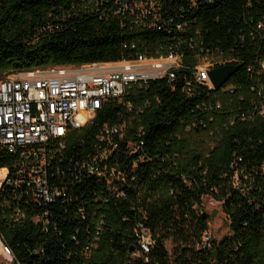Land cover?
I'll use <instances>...</instances> for the list:
<instances>
[{"label":"trees","instance_id":"trees-1","mask_svg":"<svg viewBox=\"0 0 264 264\" xmlns=\"http://www.w3.org/2000/svg\"><path fill=\"white\" fill-rule=\"evenodd\" d=\"M170 52L184 64L174 82L132 89L70 134L48 169L61 191L53 202L25 185L0 188L13 264H264V0H0V82ZM203 58L237 70L213 91L195 81ZM105 125L125 128L110 163L127 182L114 190L82 170ZM128 141H142L141 151L128 154ZM15 163L0 150V170L12 176ZM204 197L229 220L219 241L204 240ZM139 226L153 239L149 254Z\"/></svg>","mask_w":264,"mask_h":264},{"label":"built area","instance_id":"built-area-1","mask_svg":"<svg viewBox=\"0 0 264 264\" xmlns=\"http://www.w3.org/2000/svg\"><path fill=\"white\" fill-rule=\"evenodd\" d=\"M139 7L130 8L129 12L135 13ZM221 60L205 66L196 63V83L217 91L209 72L231 65ZM183 67V58L170 52L118 63L53 66L11 73L0 82V150L15 156L16 163L12 176L8 169L0 170V188L4 184L14 188L25 185L27 195L53 202L61 191L50 184L48 169L70 134L89 126L109 101L123 102L132 89L142 90L158 80L172 83ZM124 129L105 125L98 138L100 149L82 164V170L106 182L108 190L127 182L125 172L110 163L124 141ZM126 146L128 154L133 155L141 151L143 142L128 141ZM204 198H209L211 205L218 203L213 197ZM136 233L141 252L149 254L153 245L149 230L139 226ZM206 236L207 233L205 242L210 241ZM0 258L10 264L14 262L1 235Z\"/></svg>","mask_w":264,"mask_h":264},{"label":"rangeland","instance_id":"rangeland-1","mask_svg":"<svg viewBox=\"0 0 264 264\" xmlns=\"http://www.w3.org/2000/svg\"><path fill=\"white\" fill-rule=\"evenodd\" d=\"M221 61H222L221 59L217 60V62H221ZM210 62H211V60L207 59V58L199 59L197 61L198 65H201V66H205ZM10 74H8V75H10ZM1 173L2 172H0V174ZM202 204H203L204 213L210 219L209 229L207 232L206 239L207 240L210 239L213 241H219L224 236H226L230 233L229 220L223 211L222 204L220 202H218L215 205H211L209 202V198H204ZM167 248L169 251H171V249H172L170 244L167 245ZM0 264H10V263H8V262L4 261L2 258H0Z\"/></svg>","mask_w":264,"mask_h":264},{"label":"water","instance_id":"water-1","mask_svg":"<svg viewBox=\"0 0 264 264\" xmlns=\"http://www.w3.org/2000/svg\"><path fill=\"white\" fill-rule=\"evenodd\" d=\"M237 70L236 66L227 65L209 72L210 82L215 90L222 88ZM207 215L204 216L206 218Z\"/></svg>","mask_w":264,"mask_h":264}]
</instances>
